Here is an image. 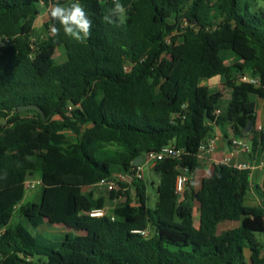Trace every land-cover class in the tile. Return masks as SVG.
Returning <instances> with one entry per match:
<instances>
[{
  "label": "trees",
  "instance_id": "trees-1",
  "mask_svg": "<svg viewBox=\"0 0 264 264\" xmlns=\"http://www.w3.org/2000/svg\"><path fill=\"white\" fill-rule=\"evenodd\" d=\"M256 1L120 0L124 16L108 24L102 16L113 0H78L93 25L77 42L58 23L52 35L49 16L33 34L42 6L73 0H0V264H264L256 237L264 203L245 204L250 171L217 163L193 186L198 145L214 127L251 136V153L264 146L255 129V99L264 100V9ZM212 77L220 89L201 83ZM30 105L44 118L16 110ZM168 144L184 155L153 165L152 209L136 179L107 193L113 219L87 214L106 207L94 188L101 179ZM178 167L189 177L181 196ZM35 174L32 201L24 182ZM255 191L264 202V173ZM225 221L239 225L218 234Z\"/></svg>",
  "mask_w": 264,
  "mask_h": 264
},
{
  "label": "built area",
  "instance_id": "built-area-1",
  "mask_svg": "<svg viewBox=\"0 0 264 264\" xmlns=\"http://www.w3.org/2000/svg\"><path fill=\"white\" fill-rule=\"evenodd\" d=\"M34 40V39H32ZM246 79V78H245ZM253 83H257V80H250ZM220 113L219 110L215 112L216 115ZM256 131L261 132L264 131V124L257 125ZM219 141V135L217 132L213 131L210 136L203 139L198 145V153H211L217 149ZM249 146L247 145L246 141H242L238 137L232 136L229 143V152L220 163L230 165L234 168L240 170H248L251 171L256 169L260 173H264V146L262 147V158L256 165H251L248 163H231L232 157L238 155L239 153H248ZM184 155V150L177 148L173 144H168L162 147L159 151H151L144 155L143 159L146 162L155 164L165 158H175L179 159L181 156ZM179 175L176 178L175 183V192L181 196L183 190L185 189L186 183L189 180L187 169L184 167H178ZM136 179H143V172L139 166H135V168L130 169L128 172L120 171L115 173L109 179H101L94 188L103 190L105 193H109L112 191H118L122 189L120 187L121 184L130 185L132 181ZM25 190L26 193L33 192L36 188L40 185V179H36L33 177L28 176L25 179ZM124 190V189H123ZM112 208L103 207V208H96L91 209L87 212L90 217H103L108 216L113 219ZM148 230L140 231L142 236L148 235Z\"/></svg>",
  "mask_w": 264,
  "mask_h": 264
},
{
  "label": "crops",
  "instance_id": "crops-1",
  "mask_svg": "<svg viewBox=\"0 0 264 264\" xmlns=\"http://www.w3.org/2000/svg\"><path fill=\"white\" fill-rule=\"evenodd\" d=\"M39 18H41L40 15L38 16V19L34 23V28L35 27L37 28V33H39L41 31L40 26L37 25ZM208 80H211V78L207 79V80H203L201 83L204 85H207V86H209L208 83H210V82H212L213 84H217V83L219 85L221 84V78H219V77H217L216 79H212L209 82H208ZM259 100L261 101V105H262V113H259V110H258L257 104H256V125H255V129H256L257 125H263L264 124V100H262V99H259ZM255 103H256V101H255ZM214 131L217 132L219 135V141H218L217 149L214 152L203 153V154L198 153V151H197V154H196V156L200 159V165L196 169L195 175L193 177V186H194L195 191H197L199 189V187L201 185V180L204 177H207L211 174V172L213 170V165L220 163L222 161V159L226 155H228V152H229V143H230V139L232 137V134H231L232 132L230 133L229 137H226L220 128L214 127ZM234 137H237V136H234ZM238 138L241 139L242 141L247 142V145L249 146V152L248 153H239L238 155L232 157L231 163L234 164V163L238 162V163H248L251 165H256L262 158V148L258 147L254 153H251V143L249 140L250 136L248 138H240V137H238ZM143 161H145V160L143 159L139 165L141 170L143 167V165H142ZM152 167H153V164L150 163L149 168L152 169ZM118 172H120V171L116 169L113 174L118 173ZM262 176H263V174L258 172L256 169H253L250 171L251 188H250V191H249V193L245 199L246 205H248V206H262V204L264 203L262 201V199L260 198V196L255 191V187L257 185L261 184ZM30 177H32V176H30ZM142 180L144 181V176H143ZM152 186L155 188L156 183L152 182ZM36 189H38V188H36ZM90 189H91V187H88V188L86 187V190H90ZM33 194H34V191L26 193L25 198L31 199ZM105 194H107V193H105ZM112 202H113V205H112V207H113L115 201H112ZM189 202H191V201L187 200L185 203L187 204ZM193 205H194L193 206L194 209L196 210L197 217H198L196 202H194ZM193 219H194V217H193ZM238 225H239V222H235V221L222 222V223L218 224V226H217V233L219 234L225 230L237 227Z\"/></svg>",
  "mask_w": 264,
  "mask_h": 264
},
{
  "label": "clouds",
  "instance_id": "clouds-1",
  "mask_svg": "<svg viewBox=\"0 0 264 264\" xmlns=\"http://www.w3.org/2000/svg\"><path fill=\"white\" fill-rule=\"evenodd\" d=\"M113 5L108 13L102 16L103 22L115 24L117 18H123L125 8L120 0H113ZM45 14L52 21L49 25V31L52 35H58L60 28H62L66 36L77 42H83L91 36L93 21L78 0H73L67 6L59 3L51 4ZM57 23L60 28L56 26Z\"/></svg>",
  "mask_w": 264,
  "mask_h": 264
},
{
  "label": "rangeland",
  "instance_id": "rangeland-1",
  "mask_svg": "<svg viewBox=\"0 0 264 264\" xmlns=\"http://www.w3.org/2000/svg\"><path fill=\"white\" fill-rule=\"evenodd\" d=\"M57 1H61V2H66L67 0H57ZM256 5L257 7H261L262 9H264V0H257L256 1ZM46 8L44 6H42V8L40 9V17L39 18V21L37 23L38 26H40V29L42 30V25L43 23L47 20V15L45 14L46 13ZM33 34L36 35L37 34V28L35 27L33 29ZM55 55H58L57 53ZM217 77H213L211 78L212 79H216ZM211 80H208L211 81ZM209 84V87L212 88V89H220V85L217 83V84H213L212 82L208 83ZM230 97V94L227 90H223V102H224V105L226 104L227 100L229 99ZM256 101V104H257V108L259 110V113H262V105H261V101L259 99H255ZM143 167H142V172H143V176H144V183L147 187V193H148V197H147V201H146V206L150 209H152L154 207V204L157 200V197L155 195V190H154V187L152 186V182H155L156 181V175L155 173L153 172L152 169H150V163L143 161ZM33 178H36V179H39V175L38 174H35L34 176H32ZM38 189H36L34 191V194L31 198L32 201H36L37 200V194H38ZM83 191H88L86 190V188L83 189ZM108 194H105V198L107 199V203H106V207H109L111 208L112 205H113V202L111 200H108ZM115 204V202H114ZM190 213L193 215L194 217V225L197 226L198 224V217H197V214H196V210L194 209V207L190 210ZM47 233H52V231L47 228ZM72 235H76V234H79L78 231L76 229H70L68 230ZM256 237L258 238L259 241L263 242L264 243V233H257L256 234Z\"/></svg>",
  "mask_w": 264,
  "mask_h": 264
},
{
  "label": "water",
  "instance_id": "water-1",
  "mask_svg": "<svg viewBox=\"0 0 264 264\" xmlns=\"http://www.w3.org/2000/svg\"><path fill=\"white\" fill-rule=\"evenodd\" d=\"M28 109H35V110L39 111L40 114H41V116H42V118H44V114H43V112H42L37 106H33V105H30V106H19V107H17L16 110L20 112V111H25V110H28ZM253 127H254L253 123H252V122H249V123L247 124V126H246V129L243 131V133H244V134H249V133L252 131ZM231 134H232V133H231ZM250 139H251V136H250L249 140H250ZM142 160H143V158H138V159H136V160L133 162V165H134V166H139L140 163L142 162ZM97 192L100 193L101 190H100V189H97Z\"/></svg>",
  "mask_w": 264,
  "mask_h": 264
}]
</instances>
